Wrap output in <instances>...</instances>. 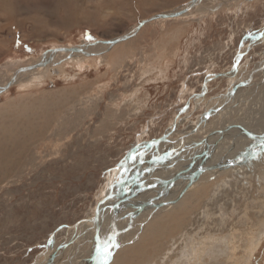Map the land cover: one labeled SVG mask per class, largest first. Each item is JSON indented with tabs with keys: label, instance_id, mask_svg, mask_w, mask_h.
I'll list each match as a JSON object with an SVG mask.
<instances>
[{
	"label": "rangeland",
	"instance_id": "obj_1",
	"mask_svg": "<svg viewBox=\"0 0 264 264\" xmlns=\"http://www.w3.org/2000/svg\"><path fill=\"white\" fill-rule=\"evenodd\" d=\"M190 1L0 0V67L89 35L113 39ZM219 3L202 0L185 19L152 21L110 51L72 53L0 92V264H94L96 206L134 149L131 175L150 172L157 183L139 186L135 204L171 198L150 215L149 207L130 218L133 206L120 207L122 241L109 264H264V144L249 131L238 145L231 137L253 120L264 135V0ZM223 72L201 96L206 78ZM222 156L237 166L209 167L192 183L176 178Z\"/></svg>",
	"mask_w": 264,
	"mask_h": 264
},
{
	"label": "bare ground",
	"instance_id": "obj_2",
	"mask_svg": "<svg viewBox=\"0 0 264 264\" xmlns=\"http://www.w3.org/2000/svg\"><path fill=\"white\" fill-rule=\"evenodd\" d=\"M210 1V0H209ZM201 2H202V0H201ZM220 2L221 3H219V4H223L225 1L224 0H220ZM205 3V2H204ZM203 8H204V6H203ZM194 10H195V8H193V10L191 11V12H189V13H187V15H183V16H178V17H174V19L175 18H183V19H185L184 17H189V15H191V14H193V12H194ZM199 10V9H198ZM196 14H197V12H196ZM195 14V15H196ZM195 15H193V16H195ZM161 19H165V18H161ZM169 19H171V18H169ZM160 20V19H159ZM156 21V20H155ZM150 23V22H149ZM133 29V28H132ZM139 32V31H138ZM137 32V33H138ZM263 36L262 37H264V33L262 34ZM262 39V38H261ZM63 47H65V48H72L71 46H63ZM75 47V46H74ZM78 47H80V48H82V49H86V50H90V51H96V50H100V49H102V48H104L105 47V45L104 44H99V45H97V46H94V45H89L88 43H83V44H80V45H78ZM249 48H250V46H249ZM247 49H248V47H247ZM246 52V51H245ZM72 53H74L73 51H58V50H50L49 52H47V53H45V54H43V55H41L40 57H38V58H35V59H33V60H29V61H26V62H24L22 65H20V66H18V68H15V69H10L11 70V73H10V70H5V69H2V67H0V92L3 90V87L4 88H6L4 91H6V90H8L9 89V87H11L12 85H14V84H17V82L19 81V82H28V81H34L35 79L37 80V79H39V78H42L43 77V75H41V76H38V74L39 73H43L45 70H47V69H49V67H52V65L55 63V62H60V61H64L63 59H72L70 56H73V54ZM239 54H240V56H239ZM238 55H237V57H238V59H240L241 57H242V55H243V51H241L240 53H239ZM77 55H79V54H77ZM75 57H77L76 56V54H75ZM238 60H236V62H237ZM56 64V63H55ZM238 64H239V62H238ZM238 64L236 63V71L237 70H239V67H238ZM261 68H262V70H263V72H264V65L263 66H261ZM236 71H234V73H236ZM232 73V72H231ZM231 73H229V75L231 74ZM234 73H232V74H234ZM29 78V79H28ZM11 81H14L15 83L14 84H11L10 85V83H11ZM20 84V83H19ZM234 89V88H233ZM3 92V91H2ZM204 94H201V96H203ZM219 107V106H218ZM257 107V106H256ZM225 120V119H224ZM202 123V122H201ZM257 123H259L258 122V120H253L252 121V123H249L248 125H244V127L241 129L242 130V132H238V131H235V129H234V131L233 132H231L230 134H231V137L233 136V138L235 137V140L236 141H238V142H236L235 144H237L238 145V143H240V142H242L243 141V139L246 137V135H244V134H246V132H248V133H253V134H255V135H261V133L259 134V129H255V128H253L254 127V124L256 125ZM174 124V123H173ZM233 124V123H232ZM229 126V124H226L225 126H224V128H226V127H228ZM197 127V126H196ZM218 127V126H217ZM223 129V128H222ZM228 129V128H227ZM263 129V128H262ZM201 130V129H200ZM220 130V129H219ZM230 129H228V130H226L225 132H221V133H223L220 137L218 136L217 138V140H218V142L220 143V141L221 140H223L224 138L223 137H226L227 136V134H228V131H229ZM246 130V131H245ZM252 131V132H251ZM192 132V131H191ZM215 132H218V131H215ZM203 133V132H202ZM212 133V132H211ZM210 132H209V134H211ZM208 134V135H209ZM198 135V134H197ZM229 135V134H228ZM183 136V135H182ZM184 136H185V134H184ZM194 136L196 137V134H194ZM253 136V135H252ZM264 136V135H263ZM170 137V135L168 136V138ZM193 137V136H192ZM212 138L214 137V136H211ZM167 138V139H168ZM171 138V137H170ZM173 138V137H172ZM198 138H200L199 136H198ZM205 138V137H204ZM252 138V137H251ZM184 139H181V141H183ZM196 140H197V138H196ZM249 140V139H248ZM170 141V140H169ZM180 141V142H181ZM190 141V140H189ZM211 142V141H210ZM222 142V141H221ZM212 143V142H211ZM247 143V142H246ZM253 143H255V145L257 144V141H253ZM177 144V143H176ZM175 144V145H176ZM180 144V143H179ZM264 144V143H263ZM158 145H160V142H157V143H151V142H146V144L144 145L145 147H146V149L149 151H151L152 149H154V147L155 146H158ZM186 145V144H185ZM249 145V144H248ZM247 145V146H248ZM264 146V145H263ZM186 147V146H185ZM202 147V146H201ZM206 147V146H205ZM186 148H188V147H186ZM221 148V147H220ZM257 148H258V152L257 151H255L254 152V156H251V155H249L248 154V158L250 159V160H248L249 161V163L250 162H253L252 160L257 156L256 154L258 153L259 154V151L260 152H262L263 150L262 149H260V146H257ZM158 149V148H157ZM191 149V148H190ZM210 149V148H209ZM145 150V149H144ZM147 150H145V151H142V152H147ZM202 150V149H201ZM140 151H141V149H140ZM160 151V150H159ZM223 152V151H222ZM221 152V153H222ZM207 152H205L204 153V155L206 154ZM158 154H160V153H158ZM178 154V153H177ZM224 154H226V153H224ZM243 154V153H242ZM252 154V153H251ZM220 155V154H219ZM161 156V155H160ZM164 156H165V154H164ZM181 156H182V154H181ZM184 156V155H183ZM187 156V155H186ZM162 157H163V155H162ZM219 157V156H218ZM221 157V156H220ZM140 158V157H139ZM157 158H159V156L157 157ZM166 157H164V158H162V160L164 159L165 160V162H166V160L167 159H165ZM171 158H172V156H171ZM180 158V157H179ZM214 158V157H213ZM227 158V157H226ZM184 159V158H183ZM204 160L203 161H205V159H207V158H203ZM224 159H225V157H223L222 156V158H221V160L219 159L216 163H213V164H211L210 165V163H206L205 164V162H201L200 164H199V166L200 165H202V168H208V167H210L211 169L210 170H212V171H214L215 173L216 172H218L217 171V169H214V167L216 166V165H218L219 163H221V162H223L224 161ZM231 159V158H230ZM244 159V158H243ZM160 160V159H159ZM200 160V159H199ZM212 160V159H211ZM241 161V160H240ZM160 162V161H159ZM164 162V163H165ZM194 162V161H193ZM196 162V161H195ZM131 164V163H130ZM130 164H128V168H127V166L125 167L124 165H121L122 166V168L124 169V174H123V176H122V179L121 180H118V181H115V183L112 185V189H113V191L114 192H118L119 191V183H121V181H123L125 178H126V172L128 171V173H129V182L126 184L127 185V187H126V189L125 190H123V192H121V195L120 196H117V197H114V198H112V200L109 198V199H107L106 201H104V202H102V204H101V206H100V210H101V215H102V217H104V220H102V222L100 221V220H98L95 224H93V222H91L92 223V225H93V229H94V231L96 232V234H97V227H99V226H102V229H104L105 230V234H102V233H99V235L97 236V235H94V236H97V238H95V241H96V243L98 242V237H99V240H100V242L102 241L101 239H105V245H107V244H109L108 242L110 241H108V236H109V234H111L110 236L112 237V236H114V234L116 233V231H119V219H120V217H121V215H120V207L121 206H126V208H129L130 206H133V210L132 211H129V217L130 218H132V216L134 215V214H136L137 212H140V214H141V212L144 210V209H146V208H149L150 207V209H149V211H150V213H148V215H150V214H152L151 212H153V211H155V209H157V208H159V207H161V206H163V205H166V204H169L168 202H169V200H170V198H171V196H167V198L168 199H166V197H165V195L163 196V197H161V199L160 200H156V201H152L151 203H149V204H146V203H143V204H141V205H137V204H135V202H137V201H139V199H137V197H138V195L141 193V195H142V193L151 185V186H155V184H157V183H154V181H155V179H152L151 180V178H153L154 176L152 175V173L150 174V172H149V175H145L144 176V178H142L141 179V177H139V178H137L136 180H135V175H131V165ZM163 164V163H162ZM243 164V163H242ZM246 165H249L248 163L246 164ZM197 166V165H196ZM235 166H237V165H233V167H235ZM198 167V166H197ZM227 166H223V167H219V169H225ZM232 167V168H233ZM127 168V169H126ZM156 168V167H155ZM201 168V167H200ZM199 168V169H200ZM217 168V167H216ZM242 166L240 167H237L236 169H239L240 171L242 170ZM117 169H118V167H117ZM198 169V170H199ZM236 169H234L235 170V172L236 171H238V170H236ZM248 169V168H247ZM255 169V168H254ZM197 170V168L193 171L194 173H189V172H185V173H182V175H183V178L184 179H186L187 180V183L188 182H193L197 177H199L200 175H201V173L200 174H198V173H196V171H198ZM152 172V171H151ZM175 172V171H174ZM176 173V172H175ZM114 174H115V172H114ZM119 174V173H118ZM118 174H117V177H118ZM122 174V173H121ZM126 175V176H125ZM136 175H137V177H138V174L136 173ZM116 176V175H115ZM152 176V177H151ZM113 177V176H112ZM143 177V176H142ZM164 176H161L160 177V179H162ZM131 178V179H130ZM147 178H148V180H147ZM179 178H182V177H179ZM115 179V178H114ZM114 179L113 180H110V181H114ZM118 179V178H117ZM147 180V182L145 183V187H146V189L145 190H143V189H139L140 187V185H139V181H142V180ZM173 179V178H172ZM251 179V178H250ZM164 180H167L168 181V179H167V177L166 178H164L163 179V181ZM179 180V179H178ZM149 181V182H148ZM166 181V182H167ZM158 182V181H157ZM113 183V182H112ZM177 183V182H176ZM257 184V183H256ZM165 185V184H164ZM108 187V186H107ZM166 187H168V186H166ZM191 187V186H190ZM187 189H189V187L187 188ZM195 189V188H194ZM111 190V189H110ZM110 190H108L109 192H110ZM108 191H105V192H108ZM167 191L168 190H164V192H166L165 194H167ZM193 191V190H192ZM104 195H105V193H104ZM140 195V196H141ZM173 195V194H172ZM190 196V195H189ZM192 196V195H191ZM190 196V197H191ZM186 197V196H185ZM188 197V196H187ZM104 198H105V196H104ZM122 198H125V199H127V200H124L125 202H121L122 200ZM165 198V199H164ZM103 199V198H102ZM101 199V200H102ZM148 199V198H147ZM191 199V198H190ZM150 200V199H149ZM184 200V199H183ZM146 201V200H145ZM143 202V201H142ZM175 202V201H174ZM179 202V201H178ZM180 202H181V200H180ZM172 203V202H171ZM176 203V202H175ZM182 203L184 204V202L182 201ZM217 203V202H216ZM186 204V203H185ZM178 205H180V204H178ZM217 205V204H216ZM129 206V207H128ZM111 207V208H110ZM177 207V206H176ZM112 209V212H113V214H112V212L111 211H109L110 209ZM166 208H168V206L166 207ZM171 208V207H170ZM173 208V207H172ZM107 209H109V210H107ZM174 209V208H173ZM176 209H178V207L176 208ZM127 210H129V209H127ZM168 210V209H167ZM172 210V209H171ZM96 211V210H95ZM108 211V212H107ZM123 211V210H122ZM228 211V210H227ZM109 213H111V214H109ZM124 213V212H123ZM122 213V214H123ZM105 214H106V216H107V214H109L110 216H109V218H107L106 216H105ZM137 215V214H136ZM141 216H142V214H141ZM111 217V218H110ZM134 218V217H133ZM197 218V217H196ZM100 219H102V218H100ZM121 219H122V217H121ZM152 218H150V220H151ZM90 220H92V219H90ZM126 220V219H125ZM100 221V222H99ZM148 221V220H147ZM90 223V224H91ZM81 225H83L82 223H81ZM85 225V224H84ZM83 225V226H84ZM86 226V225H85ZM90 226V225H89ZM76 229V228H75ZM112 232V233H111ZM208 232V231H207ZM93 240H94V238H93ZM104 241V240H103ZM121 239L119 238V237H117V240L116 241H114L115 243V245H120L121 244ZM207 241H208V239H207ZM112 243V242H111ZM113 244V243H112ZM204 244V243H203ZM104 245V246H105ZM97 247H98V243H97ZM115 249H117V247H113V250L111 251V258L110 257H107V258H110V260L113 258V254H114V252L116 251ZM96 250V249H95ZM195 253V252H194ZM106 255V254H105ZM96 257H98V253L96 254ZM232 258V257H231ZM98 260H97V263H94V264H99V261L100 260H102L101 258L99 259V258H97ZM236 260V259H235ZM235 263V262H234Z\"/></svg>",
	"mask_w": 264,
	"mask_h": 264
},
{
	"label": "water",
	"instance_id": "obj_3",
	"mask_svg": "<svg viewBox=\"0 0 264 264\" xmlns=\"http://www.w3.org/2000/svg\"><path fill=\"white\" fill-rule=\"evenodd\" d=\"M225 2L224 3H227V4H233V3H236V2H238V1H250V0H224ZM201 3V0H191L189 3H187V4H184V5H181V6H179V7H177V8H174V9H172V10H168V11H163V12H160V13H156V14H154V15H152L151 17H149V18H146V19H143V20H141L136 26H134L133 27V29H131L129 32H127V33H124L123 35H120V36H118V37H115V38H113V39H109V40H95V41H92V42H88V44L89 45H94V46H97V45H99V44H104L105 45V47L104 48H102V49H100V50H96V51H86V49L84 50V49H82V48H80V47H78V46H75V47H72V48H65V47H58V48H56V50H58V51H73L74 53H84V54H86V55H88V56H94V55H99V54H101V53H105V52H107V51H110L115 45H117V44H119V43H121V42H123V41H126V40H128V39H130V38H132V37H134V36H136V34H137V32L145 25V24H147V23H149V22H152V21H155V20H159V19H161V18H174V17H178V16H183V15H187V13H189V12H191L192 10H193V8H196L199 4ZM261 35H262V33H261ZM259 40V39H258ZM255 43V42H254ZM54 48H51L50 50H53ZM228 75V73L226 72H223V73H220V74H213V75H210V76H208L207 78H206V80H205V82H204V91H202V93H200V94H204V92H206L207 90H208V84H209V82L212 80V79H214V78H218V77H220V76H227ZM15 82L14 81H11V83H10V85L11 84H14ZM6 88H4L3 87V90L2 91H4ZM1 91V92H2ZM199 95V94H198ZM189 106V104H187L186 105V107L181 111V112H184L186 109H187V107ZM171 133H172V131H169V133H166V135L165 136H163V137H161V138H155V139H153V140H151L150 142L151 143H157V142H160V141H163V140H165V139H167L168 138V136L169 135H171ZM251 135V133H248L247 135ZM253 138H254V140L255 141H257V142H259L260 140H262L263 141V143H264V136H262V135H254L253 136ZM254 150H251V152H250V154L249 155H251V156H254ZM252 153V154H251ZM259 153H260V151H259ZM138 155V153H136L135 152V149L134 150H132L128 155H127V157L125 158V161L123 162V164L122 165H124L125 167L127 166V168H128V164H130L131 163V161H133V159L136 157ZM237 163V161H228V162H221V163H219L218 164V167H225V166H233V165H235ZM217 167V168H218ZM126 168V169H127ZM211 169V168H210ZM208 170H209V167H208ZM205 171H207V167L206 168H202V166H201V168L198 170V171H196L197 173H204ZM238 171H240L239 169H238ZM127 175V176H126ZM126 178L123 180V181H121V183H119V191L118 192H114L113 191V189H112V186H111V191L105 196V198L103 199V200H101L100 202H98V204H97V206H96V211H95V213H94V217H93V220L95 221V222H97L98 220H99V218H100V216H101V210H100V206H101V204H102V202H104V201H106L107 199H109V198H112V197H117V196H120L121 195V192H123V190H125L126 189V187H127V183L129 182V173H128V171L126 172ZM129 175V176H128ZM183 175L182 174H178V175H176V178H179V177H182ZM137 178H139V177H137V175L135 176V180L137 179ZM131 179V178H130ZM173 180V179H172ZM167 180H164V181H162V183H164L165 184V186H167L168 184H169V181H167ZM147 182V180L145 179V180H142V181H139V184H140V187H145V183ZM113 185V184H112ZM140 189V188H139ZM122 201L121 202H125L124 200H127V199H125V198H122L121 199ZM87 220L85 219V220H82V221H80L77 225H75V226H78L79 224H81L82 222H86ZM74 227V226H73ZM70 228H71V226H70ZM97 236L99 235V233H101V226H99V227H97ZM119 232L118 231H116V233L114 234V241H116L117 240V234H118ZM96 236V237H97ZM98 247H97V253H98V257H96L95 256V254H94V257L93 258H91V263H97V258H101V254H100V252H98V249H102L103 247H104V245H105V239H101L102 241L100 242V240H99V237H98ZM104 240V241H103ZM116 250V249H115ZM111 258V257H110ZM110 258H107V260L105 261L104 259H102V260H100L99 261V264H109V262H110Z\"/></svg>",
	"mask_w": 264,
	"mask_h": 264
},
{
	"label": "snow or ice",
	"instance_id": "obj_4",
	"mask_svg": "<svg viewBox=\"0 0 264 264\" xmlns=\"http://www.w3.org/2000/svg\"><path fill=\"white\" fill-rule=\"evenodd\" d=\"M87 39L89 40V42L92 41V37L90 35L87 36ZM112 246L118 247V245H115V244H113ZM98 252H100V254H101V259H104L105 261L107 260V257H110L112 254L107 245H105L102 249H98Z\"/></svg>",
	"mask_w": 264,
	"mask_h": 264
}]
</instances>
